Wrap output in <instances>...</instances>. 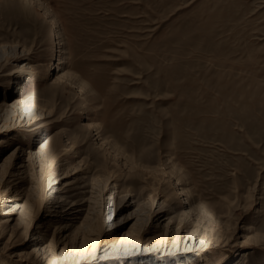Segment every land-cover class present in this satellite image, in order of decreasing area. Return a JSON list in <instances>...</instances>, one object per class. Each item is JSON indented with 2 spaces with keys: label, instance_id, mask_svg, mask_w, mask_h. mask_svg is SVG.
<instances>
[{
  "label": "rangeland",
  "instance_id": "obj_1",
  "mask_svg": "<svg viewBox=\"0 0 264 264\" xmlns=\"http://www.w3.org/2000/svg\"><path fill=\"white\" fill-rule=\"evenodd\" d=\"M150 1L0 0V264H264V0Z\"/></svg>",
  "mask_w": 264,
  "mask_h": 264
},
{
  "label": "bare ground",
  "instance_id": "obj_2",
  "mask_svg": "<svg viewBox=\"0 0 264 264\" xmlns=\"http://www.w3.org/2000/svg\"><path fill=\"white\" fill-rule=\"evenodd\" d=\"M27 1H30V0H27ZM152 1V0H151ZM150 1V2H151ZM25 2H26V0H25ZM29 5V4H28ZM133 7H134V5H133ZM160 7V6H159ZM135 11V10H134ZM132 13V12H131ZM130 14V13H129ZM133 16V15H132ZM121 19V18H120ZM128 21V20H127ZM139 23V22H138ZM113 27V26H112ZM138 27V26H137ZM57 37H58V34L56 35ZM187 42V41H186ZM5 51L6 50V45H3L2 46V50H1V52H0V56H1V54L3 53L2 51ZM154 59V58H153ZM158 59V58H157ZM107 78H109V77H107ZM108 83H110V82H108ZM102 89V88H101ZM43 111V110H42ZM240 113V112H239ZM37 119V117H34V119L33 120H36ZM244 119V118H243ZM244 126V125H243ZM247 126V125H246ZM254 129V128H253ZM250 130V129H249ZM256 134V133H255ZM69 150H71V148H69Z\"/></svg>",
  "mask_w": 264,
  "mask_h": 264
}]
</instances>
